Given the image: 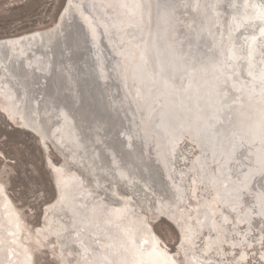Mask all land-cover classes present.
Wrapping results in <instances>:
<instances>
[{
	"label": "bare ground",
	"instance_id": "obj_1",
	"mask_svg": "<svg viewBox=\"0 0 264 264\" xmlns=\"http://www.w3.org/2000/svg\"><path fill=\"white\" fill-rule=\"evenodd\" d=\"M74 1L67 0L58 20L50 25L0 37V115L35 136L42 148L43 135L26 122L12 99L18 93L13 78L20 77L21 85L28 84L32 90L38 88L29 96L30 102L47 93L42 109L55 119V124L51 118L46 123L59 146L53 150L60 159L58 164L46 159L54 196L42 205L39 224L32 226L8 194V166L0 167V264H36L43 247L57 264H180L178 255L184 264H227L225 245L238 250L230 261L244 264L254 249L250 238L254 229L255 243L264 250V172L255 177L257 164L250 156L264 152V0H98L94 5L93 0H88L91 5L84 0L90 10L83 15L77 10L84 32L79 27L75 33L70 29L66 45L53 31L69 16ZM92 24L101 27L95 31L104 35L110 56L106 63L100 55L106 54L101 34L94 36ZM41 34L47 36L45 46L30 42ZM70 47L74 55L68 53ZM50 51L56 53L58 87L51 85L50 75L32 78L31 71L39 73ZM72 64L89 71L92 81L86 87V77L79 87L84 92L83 104H73ZM110 72L114 81H104ZM27 74L30 77L25 79ZM162 80L170 84L168 93ZM191 84L194 94L188 90ZM52 91L54 102L49 100ZM20 95H25L23 89ZM194 96H199L197 102ZM167 99L177 103L176 111L166 106ZM96 102L101 107L96 112L108 121L103 130L113 132V140L104 148L110 158H102L99 171L87 182L77 170L64 165L78 164L77 153L86 158L95 146L88 142L87 152L76 149L73 154L65 148L62 153L61 140L66 135L58 132L64 129L66 108L74 106L89 121L79 120L78 131L84 133V140L92 138ZM117 103L118 109H112ZM197 115L201 119L193 121ZM210 118H218L209 131L212 141L208 133L196 134L205 128L198 122H210ZM70 128L77 133L76 127ZM134 137L136 149L129 143ZM184 143L196 148L189 161ZM113 148L122 159L119 162ZM148 148L154 165L159 166L153 170L155 177H150L143 164L142 173L134 169L137 160L142 162L141 154L150 160ZM111 169L119 176L116 181L109 174ZM61 197H65L63 206ZM62 207L60 216L54 209ZM145 212L178 225L175 249L166 247L152 232ZM198 237L202 241L195 251ZM259 258L264 260V252Z\"/></svg>",
	"mask_w": 264,
	"mask_h": 264
},
{
	"label": "rangeland",
	"instance_id": "obj_2",
	"mask_svg": "<svg viewBox=\"0 0 264 264\" xmlns=\"http://www.w3.org/2000/svg\"><path fill=\"white\" fill-rule=\"evenodd\" d=\"M61 2L62 0H0V37L50 25L54 22V16L59 10ZM104 49L108 53L105 47ZM36 142L35 136L12 126L0 115V167L8 166L9 169L6 167L7 177L5 178L8 194L22 211L26 223L30 226L39 224L42 205L54 196L52 179L48 170L45 169V160L51 158L55 164L60 161L49 140L48 145L43 144V149ZM182 146L184 150L185 148L188 149L189 158L187 161H189L196 148L194 149L185 143ZM2 156H6V159ZM150 156H153V153ZM181 166L185 167L184 165ZM153 212L151 210V213ZM146 214L148 215V213ZM158 217H149L148 226L153 233L159 236L162 244L173 250L177 247L179 231L177 229V235L175 229L168 223L173 224L171 221L162 216H160L161 218ZM201 230L206 231V227L201 228ZM250 238L253 239L252 246L254 249L250 250L243 263L264 264V260L259 258L260 252H264V250L255 243V229L251 231ZM201 241L200 237L196 239L194 247L197 246L198 248L196 247L195 251L200 249ZM226 248L227 245H225V253H223L226 263L233 264L230 260L238 253V250ZM45 249L46 247H43L40 251L43 255H36V264H57L52 257H48ZM180 264H184V262Z\"/></svg>",
	"mask_w": 264,
	"mask_h": 264
},
{
	"label": "water",
	"instance_id": "obj_3",
	"mask_svg": "<svg viewBox=\"0 0 264 264\" xmlns=\"http://www.w3.org/2000/svg\"><path fill=\"white\" fill-rule=\"evenodd\" d=\"M66 1L67 0H62L61 5H60V8L63 7L66 4ZM74 2H75L74 3L75 5H72V4L69 5V8H68L69 9L68 10L69 11V16L67 18L64 16L62 18V20H61L60 26H57V28L55 29V31H53V33L55 32L58 35L59 40L61 38V43L64 42L66 45L68 43V31L70 29H73V33H75L74 32L75 31L74 28L76 29V31H78L79 28H80L84 32V27L82 26V25H84V23L82 22V20H80L81 17L79 16L78 11L81 13V15H83L82 12H86V11H88V9L90 10V6H88V5H91L90 1L87 0V2H88L87 4L88 5H86L85 1L83 0V2H82V0H81V2H80L81 9H80V8H78V3H79L78 0H75ZM97 2H98V0H93V5L95 3H97ZM60 8H59V10H60ZM59 10L55 14L54 20H58L60 14H61V12H59ZM67 20H69V21H67ZM97 27H99V26H96L95 24H92L91 30L93 31L94 36H98V35L101 34V42L103 44V42H104V39H103L104 35L101 32L98 33V32L95 31ZM99 28H101V27H99ZM91 30L89 29L88 32L91 31ZM51 34H49V35H51ZM46 37H47L46 34H41L40 36L37 35V36H34L33 38H30V42L36 41V44L38 43V44H41V45L45 46L44 44L46 42ZM87 39H88V37H87ZM33 46L35 47V45H33ZM103 46H104V44H103ZM5 47H9V44H5ZM104 47L106 48V46H104ZM46 49L49 51L50 50V47L47 46ZM67 49H68V53L70 55H74L75 54L74 47H70V48H67ZM104 51H105V49H104ZM250 53H251V57H253V55L256 53L255 48L253 50H251ZM100 55L102 56V58H104V63H106V61H108L107 57H110L108 53L104 54L103 51H102V53H100ZM0 56H1V51H0ZM55 59H56V53H53V52L50 51L49 59H48L49 61L46 62V64L43 65L42 68H40L39 73L37 72V70L33 69L31 71L32 72V78L33 79H36L37 77L43 75V77H40V78L41 79L42 78L46 79L47 77L44 76V75H50V78H49L50 80L49 81H50L51 85L53 87L54 86L55 87H58V85H57V80H58L57 75L58 74L56 73V71H57L58 68L56 67V61H55ZM99 59H100V57H99ZM142 59L143 60H141V61L144 62L145 61L144 58H142ZM170 64L172 65V62H170ZM162 65H164V64L162 63ZM71 67H72V71H70V74H71V82H72V85H74V86L76 85V98H75L73 104L74 105H78L79 103H82L83 104V102H84V95H83L84 92L82 93L80 91L79 87L81 86V83H83L84 81H86L85 80L86 77L88 79L87 80L88 83H86L87 85H85V86L88 87V88H90L92 86V81H89V71H87V70L86 71H82V69H80V68H79L80 70H78L77 69L78 67H77L76 64H72ZM171 67L173 68V65ZM112 72L108 73V75L106 77H104V79H105L104 81H108V82H113L114 81V76L112 75ZM29 77H30V75L27 74L25 76V79H28ZM53 78L56 80V84H54ZM13 79H14L13 80L14 83L12 82L13 83L12 86L16 90V92H18L17 95H16V98L19 97L18 94L20 93V91L22 89L24 90V94L25 95L24 96L20 95V97H19L18 100H16V98H15V100H14V98H12V97L11 98L15 102V105L17 106L18 110H20L22 112V115L24 116L26 122L31 123L35 127L36 133L38 131V133H40L41 135H43L44 140H46L45 141V145H48L47 144L48 139H52L53 140V138L51 136L50 129H48V124L46 122L49 120V118H51V120H52L51 121V124H55V119L53 118V116H52L51 112H49V110L48 111H44V113H43L42 106H43V102L45 101L44 99L47 98V93L45 95L43 94V96H41V98L37 97V99H35V100H33V101L30 102L29 101V96L31 94L35 93L38 88H36V89L33 88V90H32L31 89L32 87H30L28 84H25L24 86L21 85L22 83H21V78L20 77H15L14 76ZM162 81L166 83V81H164V80H162ZM165 85H166V89L165 90H167L166 92L168 93L169 92L168 89L170 88V84L166 83ZM35 87H36V85H35ZM77 87H78V90H77ZM116 88L119 91V89H118L117 86H116ZM193 89H195L194 88V85L191 84V86L188 88L189 92L191 91L190 94H194V90ZM46 91H47V89H46ZM211 91L214 92V90H212V88H211ZM87 92H89V91L85 90V93H87ZM54 96H55V94L52 91L49 94V100L52 101V102H54L53 101V97ZM111 96H113V95L111 94ZM196 99H199V96L196 97ZM196 99H195V96H194L193 101L197 102L198 100H196ZM34 101H37L36 102L37 105L34 103ZM123 103L124 102L120 101V104L122 106L124 105ZM95 104H96V107L93 108L95 110V112H94L95 114L92 115V117H93V126L90 127V131H92V133H93L92 138H88V140L86 141V140H84V137H83V134L84 133L82 131H78L79 130V127L81 129V126L79 125V122H78L79 120L82 123L89 122V121L86 120V119H84V118H81L83 114L81 112H78V109L79 108L78 109H75L74 106L71 107V108H66V113H64V114H67V115L64 116L63 119L65 120V122H64L63 126H61V128H64V129H61L58 132V133H61V134H65L66 135L65 136V139H63V141L61 140V143H63V145H64V147L60 148L62 153L63 152L66 153L64 151L65 148L68 149V150H70L71 153L75 152L76 149L77 150H79V149L83 150L84 149L87 152L88 151V148H89L87 146V143L88 142H90V146H95L94 147L95 149H94L93 153L91 155H89L88 157L86 156V158L85 157L82 158L80 156V153H77L79 155H78V157H76L74 159H75L76 162L78 161V164L77 163H74V162H73L74 164L71 163V162H65V165H64L66 168L68 167V168H73V169L77 170L80 173V175L82 176V178H84V180L87 181V182L90 181V178L93 176V174L95 176V174H97V172L99 171L97 169V168H99L98 165H99L100 162H102V158L107 154L104 151V148L107 147V146L109 147V144H110L109 141L110 140H113V132H107L106 130H103V128L105 126V123L108 122V121H107V119L103 118V116H101L100 114H98L96 112V111H101V107L99 106L98 102H96ZM120 104L119 103L113 104L112 105V109L113 108H114V110L118 109V105H120ZM166 106L167 107H170L171 111H176L177 103H175V104L170 103L169 102V99H167ZM174 107H176V108H174ZM34 110L35 111L37 110L36 111L37 112L36 115L34 114ZM72 110H74V114H71V111ZM212 110L215 112V111H218V108H212ZM27 111H29V112H27ZM29 116H32V119H31L32 121H30V119H29L30 117ZM125 116L129 118L128 120H131V116H130V114H128V112H126ZM203 118H208V117H203ZM197 119L200 120L201 117L199 115H197L195 118H193V121H195ZM109 121H111V120H109ZM209 121L210 122H198V124H204V126H205V128H203L202 130H197V133L196 134L198 136H201L202 137L206 133H208V136H209L210 135L209 131L212 128V125L214 126L216 124V122H218V118H216V119L215 118H210ZM99 122H104V124L102 125ZM72 126H74V127L77 128V133H75L74 131H72V129L70 128ZM210 138H211V141H212L213 140L212 136H209L208 137V139H210ZM53 141H54V145H53V143H51L52 144L51 147L54 149V146H58V144H57V142L55 140H53ZM129 143H130V146H132L134 149L137 148L136 145H137L138 142L136 140V137L131 138V140H130ZM109 149H111V148H109ZM112 151H113V154H114L115 158L118 159V162H119V160H122L121 157H119L117 155L118 151H116L115 148H113ZM256 152H258V155L256 156V158H255V155L257 153L256 154L255 153H252L250 155L251 156V160L255 161V164H257L256 170H258V171L256 173H254L255 177H257L258 174H260V173L263 174V172H264V152H261V151H256ZM151 153H152V151L149 148L147 154L149 155L150 160H146V157L144 156V154H141L142 162L140 163V161L137 160L134 163V169H135L136 172H138L137 170L139 169L140 172L142 173V170H141L140 166H142V164H143V166H145V168H146V171L149 172L150 177L151 176L152 177H155L156 175L153 173V170L154 169L159 170V166L158 165H154V160H153L154 157L153 156H150ZM73 154H75V153H73ZM79 157H80V159L78 160L77 158H79ZM65 158L68 159V156L65 155ZM107 158H110V156L109 157L107 156ZM108 161L110 163V160H108ZM45 162H46V160H45ZM91 162H92V164H90ZM109 174H111V178L115 179V181L119 177L118 174L116 173V171L113 170V169H111L109 171ZM98 175H99V173H98ZM135 183L136 182H134V185H136ZM155 186L156 185L154 184L153 187H155ZM166 189L163 190V192L164 191L166 192L168 190V189L167 190ZM169 191H170V189H169ZM163 192H160V194H159V196L161 198H164L163 196L165 194ZM63 198H65V197H63ZM63 198L62 197L60 198V203H61L62 206L64 205V201H65V200H62ZM67 199H69V198H67ZM56 209H57V212L54 209L55 213H58L61 216L62 211L64 210V208L62 207L61 210H59L58 208H56ZM152 211H155V210L153 209ZM174 218H176L177 220L180 219V217L178 218L177 214H174ZM168 223L177 232L178 225H176L174 222H173L174 224H171L170 222H168ZM49 229L51 231H53V228L51 226H49ZM177 235H178V232H177ZM184 244H186V243L184 242ZM186 256L188 257V261H191L192 260L190 258L189 252H187V255ZM180 260L181 259H179V261ZM181 262L183 263V261H180V263Z\"/></svg>",
	"mask_w": 264,
	"mask_h": 264
},
{
	"label": "snow or ice",
	"instance_id": "obj_4",
	"mask_svg": "<svg viewBox=\"0 0 264 264\" xmlns=\"http://www.w3.org/2000/svg\"><path fill=\"white\" fill-rule=\"evenodd\" d=\"M261 18L264 19V13L261 14ZM262 34H264V30H262Z\"/></svg>",
	"mask_w": 264,
	"mask_h": 264
}]
</instances>
